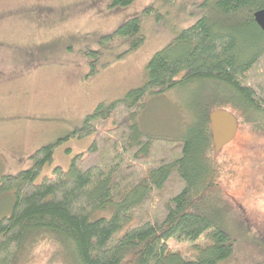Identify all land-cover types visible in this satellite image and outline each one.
I'll use <instances>...</instances> for the list:
<instances>
[{
	"label": "trees",
	"instance_id": "obj_1",
	"mask_svg": "<svg viewBox=\"0 0 264 264\" xmlns=\"http://www.w3.org/2000/svg\"><path fill=\"white\" fill-rule=\"evenodd\" d=\"M133 1L110 0L108 7ZM210 1V13L151 56L142 85L98 104L80 127L35 150L28 168L0 177V194L12 192L9 214L0 217V264H30L42 240L54 246L57 264H217L231 255L208 116L224 109L237 126L264 133V31L252 17L264 0ZM142 13L161 17L153 6ZM124 40L128 51L142 44L139 16L101 38ZM89 53L87 77L99 56ZM173 88L191 91L184 135L142 133L132 117L144 99ZM87 135L89 146L67 170L54 166L36 182L55 147ZM171 238H202L204 245L196 257L183 258L168 250Z\"/></svg>",
	"mask_w": 264,
	"mask_h": 264
},
{
	"label": "rangeland",
	"instance_id": "obj_2",
	"mask_svg": "<svg viewBox=\"0 0 264 264\" xmlns=\"http://www.w3.org/2000/svg\"><path fill=\"white\" fill-rule=\"evenodd\" d=\"M110 0H0V177L29 167V156L82 125L98 104H109L146 80L151 56L183 28L211 12L209 0H134L110 9ZM153 6L159 19L142 11ZM155 12V11H154ZM139 16L142 44L128 51L129 40L101 41L127 19ZM257 40L248 38V40ZM103 43V44H101ZM99 52L96 70L87 77ZM190 88H173L144 99L132 118L148 135L181 137L192 121L187 109ZM235 113V112H234ZM92 135L70 137L55 147L54 166L67 170ZM219 203L228 211L226 229L231 255L217 264L264 262V133L240 124L234 137L215 154ZM12 192L0 194V217L9 214ZM107 215V212H98ZM183 258L197 256L203 239L167 241ZM46 240L33 250L30 264H57ZM53 259V260H51ZM19 264H24L21 261Z\"/></svg>",
	"mask_w": 264,
	"mask_h": 264
},
{
	"label": "water",
	"instance_id": "obj_3",
	"mask_svg": "<svg viewBox=\"0 0 264 264\" xmlns=\"http://www.w3.org/2000/svg\"><path fill=\"white\" fill-rule=\"evenodd\" d=\"M252 17L256 25L264 31V7L255 10ZM208 117L214 152L218 153L234 137L238 127L237 120L231 112L224 109L214 110Z\"/></svg>",
	"mask_w": 264,
	"mask_h": 264
}]
</instances>
